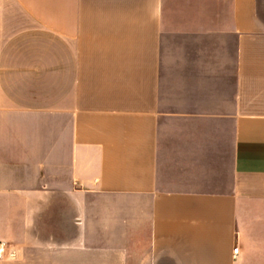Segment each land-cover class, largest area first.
<instances>
[{
	"label": "crops",
	"instance_id": "crops-1",
	"mask_svg": "<svg viewBox=\"0 0 264 264\" xmlns=\"http://www.w3.org/2000/svg\"><path fill=\"white\" fill-rule=\"evenodd\" d=\"M0 241L264 264V0H0Z\"/></svg>",
	"mask_w": 264,
	"mask_h": 264
},
{
	"label": "built area",
	"instance_id": "built-area-1",
	"mask_svg": "<svg viewBox=\"0 0 264 264\" xmlns=\"http://www.w3.org/2000/svg\"><path fill=\"white\" fill-rule=\"evenodd\" d=\"M8 244L5 241H0V257L4 254L7 253V255L10 258H13L15 256V251L13 249L8 248ZM238 248L234 247L233 248V254L237 252Z\"/></svg>",
	"mask_w": 264,
	"mask_h": 264
}]
</instances>
